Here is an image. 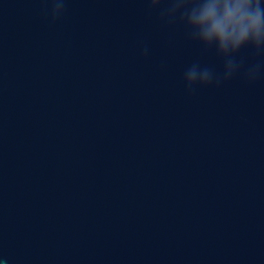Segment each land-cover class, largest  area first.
<instances>
[{"label":"water","instance_id":"water-1","mask_svg":"<svg viewBox=\"0 0 264 264\" xmlns=\"http://www.w3.org/2000/svg\"><path fill=\"white\" fill-rule=\"evenodd\" d=\"M194 60L223 67L146 0H68L56 19L0 0L12 264H264V75L189 91Z\"/></svg>","mask_w":264,"mask_h":264},{"label":"clouds","instance_id":"clouds-1","mask_svg":"<svg viewBox=\"0 0 264 264\" xmlns=\"http://www.w3.org/2000/svg\"><path fill=\"white\" fill-rule=\"evenodd\" d=\"M68 0H48L53 19L61 16ZM150 9H158L159 17L168 24H181L189 37L214 49L223 58V67L194 60L183 72L189 91L197 85L220 86L238 73L254 82L264 75V0H146ZM251 49L253 57L239 54ZM143 55L150 54L147 43ZM0 264H12L0 251Z\"/></svg>","mask_w":264,"mask_h":264}]
</instances>
